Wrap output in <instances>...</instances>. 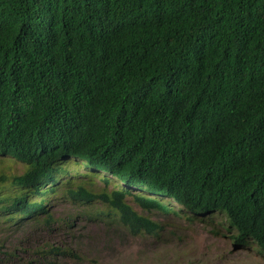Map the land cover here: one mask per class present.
I'll use <instances>...</instances> for the list:
<instances>
[{
	"label": "trees",
	"instance_id": "16d2710c",
	"mask_svg": "<svg viewBox=\"0 0 264 264\" xmlns=\"http://www.w3.org/2000/svg\"><path fill=\"white\" fill-rule=\"evenodd\" d=\"M4 158L24 166L0 173L17 190L0 194L8 226L48 224L47 195L60 192L156 234L133 196L188 222L220 212L237 246L264 254V0H0ZM70 162L126 186L62 182Z\"/></svg>",
	"mask_w": 264,
	"mask_h": 264
},
{
	"label": "rangeland",
	"instance_id": "374dc122",
	"mask_svg": "<svg viewBox=\"0 0 264 264\" xmlns=\"http://www.w3.org/2000/svg\"><path fill=\"white\" fill-rule=\"evenodd\" d=\"M78 167L72 162L64 166L65 170H76L72 178L79 179L86 170ZM23 171V164L15 159H0V173L19 175ZM68 176L63 175L61 181ZM92 180L94 191L110 192L114 186H122L114 182L106 186L97 178ZM9 185V180L0 185V194L14 196L17 190ZM132 191L136 195L135 189ZM28 198L30 202L38 201L35 195ZM126 201L139 216L155 224L156 234L130 232L117 223V214L107 211V206L98 200L82 203L60 192L49 193L45 203L48 224L44 214H38L33 221L26 218L17 227L0 221V264H264V254L253 245L233 244L218 217H214L217 225L213 217H209L214 224L211 226L200 219L187 223L184 218L145 209L132 196ZM214 230L221 233H213ZM52 247L70 248L76 256L40 253Z\"/></svg>",
	"mask_w": 264,
	"mask_h": 264
},
{
	"label": "clouds",
	"instance_id": "9594fccd",
	"mask_svg": "<svg viewBox=\"0 0 264 264\" xmlns=\"http://www.w3.org/2000/svg\"><path fill=\"white\" fill-rule=\"evenodd\" d=\"M70 164V163H69ZM68 164V165H69ZM54 168H60V167H54ZM78 168H84L85 170H86V173H84L83 174V176H85V174H87V173H89V174H91V177H90V179H93V178H97V180L98 181H100V180H102V179H111L110 181H109V183L108 184H110V182H114V183H118L119 185H122V186H114V187H116L115 189H117V188H120V187H123V185L124 186H126L124 183H122V181H118V180H114L113 178H111V176L108 174V173H100V172H97V171H95L92 167H90V166H87V165H79V167ZM74 172H76V170H67L66 171V174H64L65 176L66 175H69L68 176V179H72L73 181L74 180H76L77 178H72V175H73V173ZM59 174V173H58ZM54 176H56V175H54ZM60 176V178L63 176V175H59ZM82 177V176H81ZM93 181V180H92ZM117 184V185H118ZM93 185V184H92ZM127 188L128 189H130L131 191L132 190H134L135 189V191H136V195L137 196H150V194L147 192V191H144V190H142V189H138V188H135V187H132V186H127ZM132 193H133V191H132ZM145 193H148V195H146ZM135 193H133V195H134ZM133 197V196H132ZM127 199V198H126ZM134 200V199H133ZM157 200H160V202H162L163 204H166L167 206H169L170 208H173V209H176V210H180V207H178L175 203H172V202H170V203H168L169 201H166L165 199H157ZM107 211H116V210H111V209H107ZM117 212V211H116ZM116 212H114V213H116ZM220 213V212H219ZM216 213L214 212V214L212 213V216L211 217H218L219 218V216H216L215 215ZM222 214V213H221ZM215 215V216H214ZM118 216V215H117ZM224 216V215H223ZM210 217V218H211ZM119 218V217H118ZM212 219V218H211ZM214 220H215V225H217V223H218V221H216V219L214 218ZM194 221H199V220H194ZM193 221V222H194ZM193 222H188L187 221V223H193ZM224 222L225 221H221V224H222V226H223V228L225 229V226H224ZM203 223H204V221H203ZM204 224H206V225H212V224H209V223H204ZM225 231H227L226 229H225ZM228 232V234H227V237L228 238H231V240H232V242H233V244L236 246V247H243L244 246V244H242L241 246H237L235 243H234V241H233V239H232V236H231V234H230V231L228 230L227 231ZM231 232H233V233H236V230L234 229V228H232V230H231ZM219 233H221V232H219ZM234 237V236H233ZM251 245V244H250ZM246 246V245H245ZM254 247V246H253ZM255 249H257L256 247H254ZM259 252V251H258ZM260 253V252H259Z\"/></svg>",
	"mask_w": 264,
	"mask_h": 264
}]
</instances>
